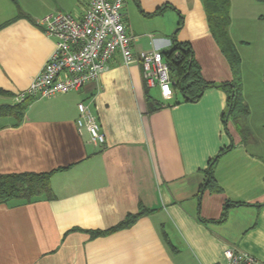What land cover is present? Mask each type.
Masks as SVG:
<instances>
[{"label":"crops","instance_id":"crops-1","mask_svg":"<svg viewBox=\"0 0 264 264\" xmlns=\"http://www.w3.org/2000/svg\"><path fill=\"white\" fill-rule=\"evenodd\" d=\"M15 1L0 0V105L10 106L54 49L37 20L56 12L77 16L89 3ZM230 4L229 35L242 45L234 22L256 21L263 4ZM121 12L135 55L188 43L206 83L232 81L201 0H124ZM255 82L264 101V79ZM242 83L250 108L253 84L243 76ZM173 90L170 100H158L141 63L124 65L116 53L79 90L33 99L20 122L0 117V174L52 172L51 198L0 203V264H224L227 249L264 264V116L255 126L249 113L244 136L224 118L221 89L203 87L192 101ZM147 96L167 106L149 114ZM80 103L101 126L99 146L77 131ZM139 206L153 212L129 228L90 235Z\"/></svg>","mask_w":264,"mask_h":264},{"label":"built area","instance_id":"built-area-1","mask_svg":"<svg viewBox=\"0 0 264 264\" xmlns=\"http://www.w3.org/2000/svg\"><path fill=\"white\" fill-rule=\"evenodd\" d=\"M124 0H89L82 13L47 14L37 20L44 33L54 40V49L42 70L30 85L16 96L18 102L27 98L46 99L79 90L97 80L108 67L109 60L119 53L124 65L139 61L148 85H157L163 100H170L174 82L161 52L146 51L135 55L131 44L135 40L125 31L121 9ZM75 121L77 131L90 135L91 143L99 146L105 136L96 118L82 103ZM224 264H261L252 256L227 249Z\"/></svg>","mask_w":264,"mask_h":264},{"label":"trees","instance_id":"trees-1","mask_svg":"<svg viewBox=\"0 0 264 264\" xmlns=\"http://www.w3.org/2000/svg\"><path fill=\"white\" fill-rule=\"evenodd\" d=\"M17 5L15 0H11ZM206 20L211 36L215 40L220 51L226 58L233 79L231 82L221 84L206 83L201 75L199 66L194 60L192 51L188 43L174 42L171 49L161 52L164 62L177 77L173 88L184 96L185 100L192 101L199 98L203 87H216L221 89L227 95V108L225 116L232 120L237 130L244 135L248 128L245 119L249 114L247 105L242 95V79L240 75V58L229 35L230 25V0H201ZM264 3V0H255ZM174 91V90H173ZM1 93V92H0ZM33 101L27 98L13 106L0 105V117L12 116L17 122H20L26 108ZM147 113H153L167 106L164 103H157L151 97L146 100ZM228 150H223L209 164V174L214 161ZM50 173H20V174H0V203H5L13 199L30 201L37 197H52ZM211 176L209 177V181ZM139 206L138 212L128 214L121 222L105 231H91L92 237L106 235L118 230L131 227L140 217L152 213Z\"/></svg>","mask_w":264,"mask_h":264},{"label":"rangeland","instance_id":"rangeland-1","mask_svg":"<svg viewBox=\"0 0 264 264\" xmlns=\"http://www.w3.org/2000/svg\"><path fill=\"white\" fill-rule=\"evenodd\" d=\"M262 4V7L259 5L258 12L260 15L256 21H252L250 17L246 16L236 20L232 29L235 39L237 41L242 40L245 43L242 45L237 43L234 44V46L240 58L241 79L242 76L246 77L248 83L253 84V95L250 94L247 98L248 101L251 98V107L248 108V110L249 113H251V122H253L255 126L260 123L261 115L264 116V101L260 99V92L259 89H257V82H255V77L264 79V3ZM170 78L172 81L175 80L177 82V77L174 73L170 72ZM152 94L154 93L152 92ZM161 98L162 97L159 96L158 100H162Z\"/></svg>","mask_w":264,"mask_h":264}]
</instances>
